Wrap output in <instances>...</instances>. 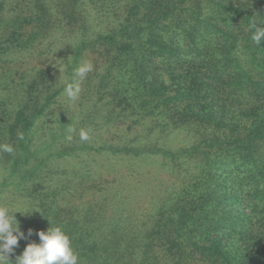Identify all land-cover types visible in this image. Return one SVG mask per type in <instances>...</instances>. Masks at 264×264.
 Returning a JSON list of instances; mask_svg holds the SVG:
<instances>
[{"label": "trees", "instance_id": "obj_1", "mask_svg": "<svg viewBox=\"0 0 264 264\" xmlns=\"http://www.w3.org/2000/svg\"><path fill=\"white\" fill-rule=\"evenodd\" d=\"M86 4L112 22L92 28ZM256 27L264 0H0V145L14 149L0 151V202L36 210L15 213L32 235L10 259L60 227L78 264H264ZM87 55L104 63L85 126L54 152L70 129L49 117L64 90L54 71Z\"/></svg>", "mask_w": 264, "mask_h": 264}, {"label": "clouds", "instance_id": "obj_2", "mask_svg": "<svg viewBox=\"0 0 264 264\" xmlns=\"http://www.w3.org/2000/svg\"><path fill=\"white\" fill-rule=\"evenodd\" d=\"M252 41L260 45L264 40V27H256L251 35ZM93 71V65L89 61H82L73 71L74 79L66 82L64 95L70 101H76L79 98L81 82L87 74ZM69 133L75 129H69ZM79 137L81 141H87L89 132L80 130ZM67 140L72 139L69 134ZM0 151L13 153L11 145H0ZM35 210L32 205H25L22 208L13 209L6 204L0 205V264H78V255L71 245L70 238L60 227H49L47 231H38L39 243L30 242L27 244L21 255L15 257L13 262L10 255L14 253L20 239H28L32 235L29 229L27 236L20 230L15 213L31 214Z\"/></svg>", "mask_w": 264, "mask_h": 264}, {"label": "rangeland", "instance_id": "obj_3", "mask_svg": "<svg viewBox=\"0 0 264 264\" xmlns=\"http://www.w3.org/2000/svg\"><path fill=\"white\" fill-rule=\"evenodd\" d=\"M83 9H84V7H82L81 10L78 11V13L74 14L73 16L78 17L79 14H82ZM85 14L87 15V17H89V16L92 17V22H93L92 28L95 27L97 29H104L107 27L106 26L107 24H110L112 22L110 20L112 18L107 19V16H105V15L103 16V14L99 11V9L96 6H92L90 4H86ZM96 58H98V56L94 55V57H91V55H87L85 57V59L82 60V61L91 62L93 65V71L88 73L86 78L81 82V84H80L81 92H80L79 98L74 102L70 101L65 97L64 90H63L62 94L58 97V99H56L55 104L51 107V110L49 112V114H50L49 117L52 119L58 118L59 120H62L61 122H63V121L66 122L65 123L67 125L66 128L69 127L70 129L76 130V127H80V125L82 123L85 126V121L82 122L81 119L83 118V116H85V110L89 109V107H90V103L88 102V99L85 100L86 84L88 82L89 77H91V76H93L96 73L101 71V67L103 66V63H104V59H102L101 57H100L101 59H96ZM32 63L34 65H36L37 60L34 62L32 61ZM57 64H58V66H57L58 69H56L54 71L55 73L53 74L55 76V78H57L56 85H57V87H59V86L65 87L66 82H71L74 79L73 71L77 66L72 65V67H71L72 69L71 68L68 69V67L63 66L60 61H58ZM67 71L71 75H68ZM95 80H96V77L94 78L93 85L96 82ZM47 118L48 117L42 118V120L40 121L41 124H38V128L41 127L43 129L48 125ZM55 126H56V127H54L55 130L56 129L60 130L61 126L59 127V126H57V124ZM74 133H76V132L75 131L72 133L68 132V133H66V135L63 139H61V138L57 139L55 141V147L53 148V151L55 152L57 150L56 148L61 149V148H59L61 141L64 142L65 144H68L69 140H67L66 137L69 134L73 135ZM39 135H41V134H39ZM169 139H171V138L169 137ZM179 139H180V137H178L177 139L175 138L176 141ZM172 140H174V138ZM176 141H172L174 143V145H176L178 143ZM79 154H82L81 156L84 155V157H85V151H83L82 153L79 152ZM99 159H100L101 165H105L109 161L106 158H104V159L99 158ZM52 161H53L54 165H57V166H59V168L65 169L67 171H70V169H71L70 164L71 163L78 162L77 159H74V158L64 159L63 157H57V155H55L53 157ZM73 167L76 169H80V166H78L76 164H73ZM116 167H117V165L115 166V168ZM142 172H144V170H142ZM152 172L153 171L151 170V173ZM157 173L158 174L153 173V174H155L154 178H158V179H162V178H166V177L168 178V175L166 176V174L161 175L162 173H159V172H157ZM2 204H5V202L4 203L0 202V205H2Z\"/></svg>", "mask_w": 264, "mask_h": 264}]
</instances>
